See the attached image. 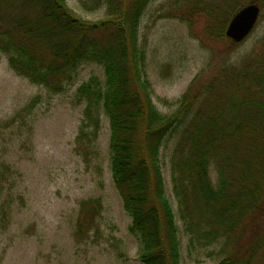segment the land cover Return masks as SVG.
Returning <instances> with one entry per match:
<instances>
[{
	"label": "trees",
	"instance_id": "1",
	"mask_svg": "<svg viewBox=\"0 0 264 264\" xmlns=\"http://www.w3.org/2000/svg\"><path fill=\"white\" fill-rule=\"evenodd\" d=\"M151 1L80 0L88 10L105 7V17L91 21L67 0H0V54L18 75L54 94L67 88L82 63L103 68V80L92 77L78 88L84 110L76 150L91 160L104 112L112 179L131 217L129 231L140 242L141 264H181L162 164L170 140L172 190L189 244L222 243L219 264H264V38L238 61L213 57L208 78L196 75L165 113L153 101L140 42ZM250 2L264 17V0H181L168 12L191 27L203 18L202 34L221 40L231 17ZM8 181L0 171L2 223ZM103 208L100 197L81 200L78 242L100 232Z\"/></svg>",
	"mask_w": 264,
	"mask_h": 264
},
{
	"label": "rangeland",
	"instance_id": "2",
	"mask_svg": "<svg viewBox=\"0 0 264 264\" xmlns=\"http://www.w3.org/2000/svg\"><path fill=\"white\" fill-rule=\"evenodd\" d=\"M174 1L181 2L152 0L140 25L153 101L165 113L176 107L196 75L203 73V80L208 78L213 57L238 61L264 38V17L240 43H233L226 34L221 40L205 37L201 32L203 18L191 27L169 15ZM67 2L88 20L97 21L106 15L104 6L88 10L80 0ZM224 46L228 49H222ZM92 77L103 80V68L84 62L67 88L54 94L18 75L7 56L0 54V171L9 179L3 196V223L0 213V264H141L140 242L129 231L131 217L112 179L110 127L104 112L91 160L76 150L84 110L78 88ZM35 97L39 99L31 106ZM172 147L173 140L164 145L162 164L166 193L179 227L181 264H219L225 257L222 243L189 244L172 190ZM211 177L216 183L214 166ZM89 197H100L104 203L101 230L78 242L74 230L79 204Z\"/></svg>",
	"mask_w": 264,
	"mask_h": 264
},
{
	"label": "water",
	"instance_id": "3",
	"mask_svg": "<svg viewBox=\"0 0 264 264\" xmlns=\"http://www.w3.org/2000/svg\"><path fill=\"white\" fill-rule=\"evenodd\" d=\"M261 15L257 2L242 6L229 20L225 34L233 43L245 40L255 28Z\"/></svg>",
	"mask_w": 264,
	"mask_h": 264
}]
</instances>
